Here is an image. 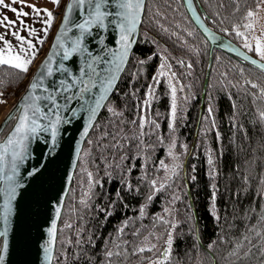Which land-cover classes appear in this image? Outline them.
I'll list each match as a JSON object with an SVG mask.
<instances>
[{
    "label": "snow or ice",
    "instance_id": "snow-or-ice-1",
    "mask_svg": "<svg viewBox=\"0 0 264 264\" xmlns=\"http://www.w3.org/2000/svg\"><path fill=\"white\" fill-rule=\"evenodd\" d=\"M51 3L55 8L61 7L60 0H51ZM146 4H148V0H67L64 5L63 11L60 13L61 21L57 31L54 33L50 50L37 66L20 100L5 117V121H11L15 118V123L7 136L0 140V193L3 194V207L0 210V218H2L4 223V227L0 229V264H6V257L9 254L8 223L13 212V201L23 181L21 166L30 158L34 159L35 163L30 168L23 169V172L30 178L39 176L54 156L58 142L63 134L68 131V128L71 127L74 120L76 122L83 121L82 130L79 131V139L84 140L91 129L101 127L102 122L99 119V113L103 109H106L112 116L123 115L124 109L118 107V101L120 100H125V108L127 107V100H133L137 109L136 118L129 121V123L135 126L138 120V128L134 127L132 132L125 133L121 137V140H124L129 145V148L134 147L136 151L131 155L124 152L125 144L121 143V140L116 139V136L120 135L123 129L117 130L114 124L112 125L115 132L114 135L104 130L96 138L95 147L101 153L99 156L100 161L107 160L104 153L109 147L118 148L121 151L119 162L114 158L111 162H105L103 168L104 175L109 179L117 177L122 187L116 192L118 198L116 201H112L106 208L99 203L95 207L101 212H110L115 210L119 199H122L120 196L121 192H124L125 195L140 193L139 184L134 185L130 178L134 165H126L125 161L137 160L141 155H144L145 161L151 158L146 153L150 147L155 148L156 145H148L144 137L147 135L151 138V135L160 129L158 120L152 118L151 114H145L151 107L152 100L155 99L153 84L158 83V78L162 75L177 76L175 72L165 73L162 71L165 67L171 68L168 56L165 55L167 52V46L165 45L163 50L158 53H152V55L158 54L161 57V63L152 76V82L148 83L143 99L137 95L140 89L135 87L133 82L138 81L140 74L145 71L144 65L151 57L141 58L136 53V45L143 42L159 48L161 44L159 37H153L147 28H145L143 33L140 32ZM262 5H264V0H259L255 4V9H261ZM224 6L223 0H220L219 7L223 8ZM188 7L195 13L192 0H188ZM239 7V0H236V6L232 11L237 12ZM148 8L149 10L151 9L150 4H148ZM9 11L12 13L11 16L8 15ZM157 14L163 15V13L159 12V9H157ZM56 15L57 13L52 8L46 5H38L32 0H0V66H9L18 70V72L27 73L29 66L40 51V46L48 38ZM213 15L219 16L220 13L216 11ZM254 17L258 18V13L253 8L248 7L243 17L245 20L244 31H241L240 26L235 23L231 25V28L225 27L222 31L228 33L234 30L237 37L243 38V45L249 50L253 49L251 40L254 39V51L261 60H264V38L256 35L250 37L246 34L249 29L254 28ZM150 22L159 26L161 34H167L168 36L177 35L167 25L155 19V17ZM213 23H215L214 20ZM184 31L189 36L193 34L188 29ZM203 31L213 41L220 39L207 27H204ZM141 35L143 36L142 41L140 39ZM110 36L111 39H109ZM179 38L184 39V37ZM185 43H187L186 40ZM221 47L231 48V44L225 42L221 44ZM189 48H193V46L189 45ZM194 50L198 53V49ZM232 50L235 51V49ZM244 58L245 60H250L253 65H258L260 69H264V63L253 59L251 56H245ZM216 59L219 60L220 57L217 56ZM132 63H135L136 67L129 73V66ZM177 63L181 66L185 65L183 59L178 60ZM186 67L189 70L193 68L191 60L187 62ZM241 72H243V68H241ZM187 74L191 75V71ZM222 75L226 76L227 73ZM122 81L126 84L124 89L120 88ZM6 82L5 80H0V85ZM246 83L251 84L254 88H259L260 93L264 96V87L257 84L255 80H247ZM167 84L171 97L167 114V126L169 129L167 155L171 158L172 163L168 164L165 163L164 159H160L159 164L154 165L157 169H164L165 178L159 180L157 177H153L148 181V194L144 196V202L138 206L141 217L146 215V206L152 201L155 194L169 185L170 179H173L183 167V163L180 160L181 153L173 151L177 145L175 124L178 114L182 119L184 118V114L187 112V102L193 99L194 96L191 92L185 94L183 97L184 106H180L177 100L178 89L176 84L172 82L171 78L168 79ZM221 86L222 88L226 87L223 81H221ZM188 87L190 89L191 85ZM211 87V84H209L208 89H211ZM179 90L181 92L184 91L183 84H180ZM2 95L3 93H0V96ZM227 95L231 96V93L229 92ZM252 95L255 101V93H252ZM113 96L116 99H113ZM207 99L206 112H201V120L208 121V124L199 129L201 133H206L217 127L214 115L216 109L210 91H208ZM2 102L4 101L0 100V103ZM232 107H236L234 101L232 102ZM155 115L159 117L161 113L157 110ZM259 117L261 122L264 123V111H259ZM229 121L234 128L237 126L243 127V125L235 123V113L229 116ZM121 123L124 122L121 121ZM146 125H148L147 133H145ZM103 126L107 129L108 125L104 123ZM215 136L218 140L221 138V133L218 129L215 131ZM105 138L108 143L104 142ZM156 139L161 144L165 142L163 134L157 135ZM206 139L207 137L205 136ZM41 141H43V144H41ZM34 142L40 146L41 150L39 152L33 146ZM87 142L90 148L83 151L86 155H90L93 141L88 139ZM180 147L184 149V154H187V145L181 144ZM81 151L79 142H77L76 152L79 154ZM209 152H211V149H209ZM195 154V152L192 153V155ZM112 155L115 157V153ZM207 159L210 165L208 175L212 180L210 185L212 189L210 197L212 201L211 214L219 222V214L215 203L219 188L216 182L219 173L213 164V156L209 154ZM79 163L81 164V173L86 175L87 186H85L84 177L82 176L78 181V186L81 189L78 199L82 208H90L92 207L91 202L97 196L105 195L103 192L96 190L98 185L100 187L103 186V181L96 179V176L99 175V168L95 169L94 175V172L89 170L87 166L88 160L81 159ZM92 163L95 164V160ZM37 165H40V167H37ZM236 167V175L239 176V165ZM141 168H144V165H141ZM192 172L193 174L188 178L191 181H195L197 177L194 174V164L192 165ZM144 179H146V173L140 177L141 183ZM242 179L244 182L243 191L247 192L249 188L247 173L243 175ZM260 179L261 185H264V176ZM261 185L257 186V194L264 196V186ZM227 190L230 191V189ZM72 191L73 198L76 199L75 190L73 189ZM240 191L241 189L238 187L236 194L239 195ZM178 199L180 197L174 194L172 202L174 203ZM188 207H191L190 203ZM62 211L64 209L61 200L57 198V206L54 208L52 216L46 221L49 224L47 227V238L42 244L45 264H52L54 253L57 252L58 227L60 232L65 228L71 229L73 227L74 222L70 219L65 220L62 225L58 226ZM67 211L75 214L77 209L74 206H70ZM163 212L171 213L172 210L165 207ZM253 214H256L255 223L250 224L238 238H231V247L223 253L226 258L224 264H251L253 260H255L256 264H264V259H261L264 258V203L260 205L259 213H257L256 208L251 207V212L245 210L244 216L250 218ZM156 215L153 214L154 218H156ZM80 219L82 220L83 218L80 217ZM159 220L169 227L167 228V238L164 241L163 254L157 257V261H168L171 258L175 236L184 234L183 231L174 233L176 227L182 222L175 218L165 220L164 216H159ZM186 222L189 225L188 232L198 240L197 221L194 215H188ZM128 223V219L122 221L117 228V232L123 234L124 227ZM228 226L230 228L234 227L232 224ZM82 231V227L77 228L75 242L70 237H62L60 239L61 248L56 264H68V245L74 248L72 253L74 260L79 259L83 254L88 264H93L95 256L88 255L87 251L80 247L84 243L81 235ZM138 233L139 229L133 235ZM253 236L257 237L255 245L252 243ZM110 239L115 241L116 238L111 237V235L105 238L103 255L106 259L101 261V264H112L111 258L114 255H121L118 245L114 249L107 247ZM219 239L224 241L226 237L220 235ZM88 243L96 244V240L92 239L91 233L89 234ZM122 243L127 245V241H122ZM215 246V241H210L207 244L208 254L212 256L211 264H216ZM154 247V244H145L134 247L132 251L133 253L143 252L145 248L151 250ZM196 247L198 248V245ZM254 251L255 257L253 256ZM124 252H128L127 247L124 248ZM59 257H63V262L60 261ZM150 264H153V262L150 261Z\"/></svg>",
    "mask_w": 264,
    "mask_h": 264
},
{
    "label": "trees",
    "instance_id": "trees-1",
    "mask_svg": "<svg viewBox=\"0 0 264 264\" xmlns=\"http://www.w3.org/2000/svg\"><path fill=\"white\" fill-rule=\"evenodd\" d=\"M66 2L67 0H60L61 7L55 11L57 15L55 16L49 36L43 45L40 46V51L27 73L18 72V70L9 66H0V80L7 81L5 84L0 85V93H3L0 96V100L5 103L12 102L11 108L14 107L20 99L19 97L26 90V85L33 76V72L39 64L38 62L46 54V50L57 28L56 26L61 19L60 13L63 11ZM198 2V10H200L204 21L212 29L245 48L242 42L243 38L237 37L234 30L225 33L222 29L225 27L231 28V25L235 23L242 30L245 23L243 17L246 9L251 7L253 10H257L255 9V4L259 0H239L240 7L237 12L232 11L236 6V0H223L225 5L223 8L219 7L220 0H198ZM148 4L151 5L150 10ZM148 4L146 5V13L140 32L143 33L145 28H147L153 37H159L161 44L159 48L150 43L143 42L136 46V53L141 58L151 57L144 65L145 71L140 74L138 81L133 82L135 87L140 89L137 95L143 99L147 85L152 82V76L161 63V57L158 54L152 55V53H158L163 50L165 45L167 46L165 55L168 56L171 68L165 67L162 71L165 73L175 72L177 76L162 75L158 78V83L153 84L155 99L152 100L151 107L145 114H151L152 118L157 119L160 123V129L154 132L151 138L147 135L144 137L148 145H156L155 148L150 147L146 153L151 158L145 161L144 155H141L137 160L125 161L126 165H134L130 178L134 185L139 184L140 193L125 195L124 192H121L120 196L122 199H119L115 210L110 212H101L95 207L99 203L102 207L106 208L112 201H116L118 199L116 192L122 187L117 177L109 179L105 176L103 168L105 162H111L114 158L119 162L121 151L118 148L109 147L104 153L107 160L100 161L99 156L101 153L95 147L96 138L104 130L114 135L115 132L112 127L114 124L117 130L123 129L120 135L116 136L117 140H121V137L125 133L132 132L134 127L138 128L139 124L138 120L135 126L129 123V121L135 119L137 116L134 101L128 99L127 107L125 108V100H120L118 101V107L124 109L123 115L112 116L104 109L99 117L102 122L101 127L93 128V131L87 138V140L91 139L93 141L91 154L86 155L82 151L80 157V160L85 159L89 161L87 166L89 170L94 172V175L95 169L99 168V175L96 176V179L102 180L103 186L100 187L98 185L96 190L103 192L105 195L97 196L91 202L92 207H81L78 199L81 194L78 181L83 176L85 186H87V179L86 175L81 173V164L78 163L74 181L66 198L67 201L60 225L69 219L74 223L71 229L65 228L62 232L58 231L57 252L55 253L53 264H56L61 248L60 239L62 237H70L75 242V232L80 227L83 228L81 235L84 239V243L80 247L86 250L88 255L95 256L93 264H101V261L106 259L103 255L104 240L110 235L116 239L115 241L110 239L107 247L114 249L118 245L121 252V255H114L111 258L112 264H140L147 262L150 258L160 257L165 248L164 240L167 238V228L169 226L159 220V216H164L165 220H171L172 218L180 220L182 223L176 227L174 233L183 231L184 234L182 236H175L170 260L158 261L156 264H201V262L202 264H211L212 256L208 254L207 250V244L210 241L216 242L214 249L216 264H224L226 258L223 256V253L231 247V238H238L250 224L256 221V214L251 215L250 218H246L244 216L245 210L251 212V207H254L257 209V213H259L260 205L264 203V196L257 194V186L261 185L260 178L264 176V123L261 122V118L259 117V111H264V96L260 93L259 88H254L251 84L246 83L247 80H255L257 84L264 87V72L221 49H213L211 51V44L203 33L200 32L195 22H192L185 8L184 0H148ZM157 9L163 15L157 14ZM216 11H219V16L213 15ZM153 17L167 25L177 35L168 36L167 34H161L159 26L150 22ZM213 20L215 23H213ZM185 29H188L193 34L189 36L184 31ZM179 37H184V39H180ZM140 39L141 41L143 40L142 35ZM185 40L187 43H185ZM189 45H192L193 48H189ZM194 49H198V53ZM248 52L257 56L254 50H249ZM217 56L220 57L219 60L216 59ZM180 59L185 61L184 66L177 63ZM189 60L193 64L191 70L186 67ZM135 67V63H132L129 66V73ZM241 68H243V72H241ZM189 71H191V75L187 74ZM223 73H227V75L224 76L222 75ZM169 78L177 86V100L180 106H184L183 97L185 94L191 92L194 96L193 99L187 102V112L184 114V118L182 119L178 114L175 124L177 129L175 132L177 145L173 151L181 153L180 160L183 163V167L173 179H170L169 185L155 194L152 201L146 206V215L141 217L138 206L144 202V196L148 194V181L153 177H157L159 180L165 178L164 169H157L154 165H158L160 159H164L165 163H172L171 158L167 155V142L169 139L167 114L171 98L170 89H168L167 84ZM221 81L224 82L226 87L222 88ZM180 84L184 85L183 92L179 90ZM209 84L212 86L211 89H208ZM189 85H191L190 89ZM125 87L126 84L122 81L120 88L124 89ZM206 89V95L202 102L203 93ZM208 91L211 92L213 97L217 127L206 133H201L199 129L208 124V121L201 120V112H206ZM229 92L231 96L227 95ZM252 93H255V101ZM112 98L116 99L115 96ZM233 101L236 105L235 108L232 107ZM157 110L161 113L159 117L155 115ZM233 113H235V123L243 125V127L237 126L234 128L232 123H230L229 116ZM121 121L124 123H121ZM104 123H107V129L104 128ZM13 124L14 121L5 128L1 139L4 138L7 134L6 132ZM217 129L221 133L219 140L215 136ZM147 131L148 125L145 126V133ZM159 134H163L165 137L163 144L159 143L156 139ZM205 136L207 137L206 140ZM104 142L108 143V140L105 138ZM121 143L125 144V153L131 155L136 151L134 147L129 148V145L124 140H121ZM181 144L187 145V154H184V149L180 147ZM89 148L90 146L86 142L83 150H88ZM209 149H211V152H209ZM193 152L196 154L192 155ZM113 153H115V157H113ZM209 154L213 156V164L219 173L216 181L219 188L215 201L219 214V222L211 214L212 201L210 197L212 189L210 185L212 180L208 175L210 165L207 159ZM93 160H95V164L92 163ZM193 164L195 165L194 174L197 177L195 181H191L188 178L193 174ZM141 165H144V168H141ZM237 165H239V176L236 175ZM145 173L146 179L141 183L140 177ZM245 173H247L249 179L247 192L243 191L244 182L242 177ZM238 187L241 189L239 195L236 194ZM73 189L75 190L76 199L73 198ZM227 189H230V191ZM174 194L180 197V199L173 203ZM189 203L191 204L190 208L188 207ZM70 206H74L77 209L75 214L67 211ZM165 207L170 208L172 212L164 213L163 209ZM153 214H157L156 218H154ZM188 215H194L197 221L198 240L188 232L189 225L186 222ZM80 217L83 219L81 220ZM125 219H128L129 223L124 227L123 234H120L117 232V228ZM229 224L234 225V227L230 228ZM137 229H139V233L133 235ZM90 233L92 239L96 240L95 245L88 243ZM220 235L225 236L226 239L221 241L219 239ZM122 241H127V245L122 243ZM256 241L257 237L253 236L252 243L254 245ZM154 242H160V249L158 251L154 248L151 250L145 248L143 252L133 253L132 251L134 247ZM197 245L198 248L196 247ZM125 247H127L128 252H124ZM67 249L69 253L68 264H88L83 254L79 259H73V246L68 245ZM253 256L255 257V251L253 252ZM59 259L63 262V257H59ZM251 264H256L255 260Z\"/></svg>",
    "mask_w": 264,
    "mask_h": 264
},
{
    "label": "water",
    "instance_id": "water-1",
    "mask_svg": "<svg viewBox=\"0 0 264 264\" xmlns=\"http://www.w3.org/2000/svg\"><path fill=\"white\" fill-rule=\"evenodd\" d=\"M198 4V0H192V5L195 8V13H193L192 9L188 7V0H184L185 8L189 13L192 22H195L200 32L203 33L205 38H207V40L211 44V51H213V49H221L260 69L258 65H253L250 60H245L244 57L251 56L253 59L258 60L261 63H264V61L259 59L254 54H250L245 48L233 42L230 38H227L225 35L212 29L210 25L206 21H204L200 10H198ZM145 13L146 12L144 11L143 17L145 16ZM58 25L56 27H58ZM142 25L140 26V30ZM204 27L211 29L212 33L220 37V39L213 41L208 38V34L203 31ZM56 31L57 28L55 32ZM109 39H111V36L109 37ZM225 42L230 43L231 48L221 47V44ZM51 43L52 41L50 42L46 53L50 50ZM232 49H235V51H233ZM241 53H243V55H241ZM43 57L38 62L39 64ZM36 69L37 67L35 68V71ZM260 70L264 72V69ZM35 71L33 72V74L35 73ZM205 95L206 90L203 93L202 102L205 98ZM103 110L99 113V117ZM5 117L0 123V125H2L0 126V140L4 139L11 129L10 128L6 132L7 134L4 136V138L1 139L5 128L12 121H14L15 123V118L11 121H5ZM82 123V120H80L79 122H76L75 120L73 121L71 127L68 128V131L63 134L61 140L58 142L57 151L55 152L54 156L50 159L47 167L44 168L39 176L30 178L27 177V175L23 172V169L30 168L31 165L35 163L34 159L30 158L25 164L21 166V175L23 177V181L21 183V187L17 190L16 198L13 201V212L11 213L9 218V254L6 257V264H45L42 244L43 241L47 238V227L49 226V224L46 221H48L49 217L52 216L53 210L57 206V198H60L61 204L64 209L65 203L67 201L66 198L74 181V175L78 168V163L82 155L84 145L87 142V138L93 131V129H91L87 138H85L84 140H80L79 131L82 130ZM77 142H79V146L82 149L81 153L79 154L76 152ZM41 144H43V141H41ZM33 146L36 147L37 152L41 150L40 146L36 145L35 142ZM37 167H40V165H37ZM69 177H71V179H69ZM2 207L3 194L0 193V210H2ZM63 213L64 211H62L61 216L58 220V226L60 225ZM3 227L4 223L2 218H0V229H2ZM58 236L59 234L57 233V240ZM54 259L55 258H53L52 264L54 263Z\"/></svg>",
    "mask_w": 264,
    "mask_h": 264
},
{
    "label": "rangeland",
    "instance_id": "rangeland-1",
    "mask_svg": "<svg viewBox=\"0 0 264 264\" xmlns=\"http://www.w3.org/2000/svg\"><path fill=\"white\" fill-rule=\"evenodd\" d=\"M254 11H256L258 13V18H256V17L253 18L254 28L249 29L246 34L249 35L250 37H252L253 35H256V36H261L262 38H264V5H262L261 9L254 10ZM241 31H244V28ZM251 43L253 44L252 50H254L255 40L252 39ZM246 49L249 51L248 48H246ZM252 50H250V51H252ZM257 57L259 59H261L258 55H257ZM262 61H264V60H262ZM11 107H12V102L11 103H5V102L0 103V123L2 122L3 118L9 113V111L12 109ZM152 244L155 245V247H154L155 250L158 251V249H160V245H159L160 242H157V243L154 242ZM150 261H152L153 264H156L158 262L157 258H150L149 260H147V262H143L140 264H150Z\"/></svg>",
    "mask_w": 264,
    "mask_h": 264
},
{
    "label": "crops",
    "instance_id": "crops-1",
    "mask_svg": "<svg viewBox=\"0 0 264 264\" xmlns=\"http://www.w3.org/2000/svg\"><path fill=\"white\" fill-rule=\"evenodd\" d=\"M32 2H34V3H37L38 5H46V6H48V7H50V8H52L53 9V11L55 12L56 11V9L57 8H55L54 6H53V4L51 3V0H32ZM8 15H12V13L9 11L8 12ZM51 30V29H50ZM33 64V63H32ZM31 64V65H32ZM30 65V66H31ZM29 66V67H30Z\"/></svg>",
    "mask_w": 264,
    "mask_h": 264
}]
</instances>
